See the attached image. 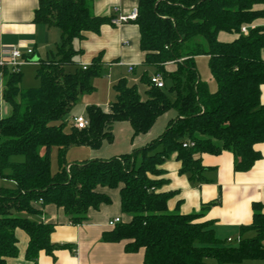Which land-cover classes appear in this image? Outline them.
<instances>
[{
  "label": "trees",
  "instance_id": "obj_1",
  "mask_svg": "<svg viewBox=\"0 0 264 264\" xmlns=\"http://www.w3.org/2000/svg\"><path fill=\"white\" fill-rule=\"evenodd\" d=\"M90 2L38 1L34 23L61 34L52 58L38 63V88L23 90L20 70L1 68L2 99L10 113L0 119V180L14 186L0 188V264L17 257V230L28 237L24 257L34 264L40 252L53 257L64 249L51 243L54 227L39 220L43 209L53 205L71 225H81L88 210L110 204V198L99 192L102 188L119 191L121 212L130 218L103 234L102 240L124 242L127 253L142 250L143 264L264 260V214L259 205L252 206L251 225L240 229L253 236L232 247L215 237L210 223L198 222L217 202L203 206L198 214L169 213L166 203L171 194L159 193L164 180L156 179L173 154L180 164L178 173L199 184L205 182L207 171L200 161L203 154L231 153L235 172L250 170L260 159L254 146L264 143L260 103L264 28H251L247 35L240 30L264 18V10L254 9L264 6V0H138L137 18L131 23L138 28L139 49L144 53L145 70L139 81L145 86V99H140L136 85L120 79L112 86L114 99L108 112L88 106V127L76 130L72 125L67 130L64 118L82 95L94 92L91 80L103 71L101 54L86 70L79 68L82 51L72 45L110 24L111 18L92 14ZM220 33L237 38L222 43L217 39ZM198 57L208 59L215 93L199 77ZM149 69L161 76L163 88L151 84ZM172 110L176 116L163 133L139 149L107 160L66 161L70 148L98 150L102 142L112 143L116 122H127L134 139L147 134L158 117ZM52 149L57 152L55 173Z\"/></svg>",
  "mask_w": 264,
  "mask_h": 264
},
{
  "label": "crops",
  "instance_id": "obj_2",
  "mask_svg": "<svg viewBox=\"0 0 264 264\" xmlns=\"http://www.w3.org/2000/svg\"><path fill=\"white\" fill-rule=\"evenodd\" d=\"M38 1L0 0V52L13 47L22 52L31 49L33 60L38 63L52 58L55 54L61 34L56 29L34 23ZM137 4L138 0H91V10L96 17L112 19L127 15L132 9L137 8ZM254 9L264 10V6H255ZM256 27L264 28V18L256 19L251 25H247V32ZM236 38L237 35L220 33L217 39L222 43H230ZM139 39L138 28L133 23L120 26L103 25L98 35L87 34L83 40L73 42L74 49L82 51L77 60V66L79 68L84 65L89 66L91 60L101 54L103 70L108 73L107 75H110L113 68L127 70V66L134 67L132 73L137 67H141L144 71L142 66L144 53L139 49ZM261 58L264 60V52ZM37 66L35 65L36 68ZM120 79L123 78L117 81ZM4 82V74L0 68V119L7 117L10 113V107L2 99ZM112 101H109L106 110L95 106L103 112H108ZM260 103L264 105V85L260 87ZM151 130L145 135L132 139L130 125L127 122H116L111 128L112 143L102 142L98 150H91L86 146L70 148L66 161L67 156L72 157V161L69 163L67 161L68 164L107 160L103 159L104 157L102 158L99 153L102 149L104 153H109L114 148L116 134L128 138V148L123 151L128 154L148 144L147 137ZM254 149L260 153L261 157L246 172L234 171V157L229 152H222L217 156L201 155V165L207 171L203 174L205 182L200 184L190 181L187 175H180L178 173L180 164L176 161L175 155H171L161 167L164 174L156 178L164 180L158 192L171 194L166 203L168 212H176L180 215L198 214L203 206L217 202L204 212L198 222L210 223L215 237L232 247L237 246L242 239L252 237L253 232L242 233L240 229L251 225L254 204L259 205L261 213L264 214V143L256 144ZM56 154L55 149V157ZM78 156L86 159L78 161ZM117 156L120 155L115 157ZM4 182L11 185L8 188H13L12 182ZM99 192L110 198V204L101 205L97 210H88L86 222L78 226L71 225L63 211L53 205L43 209L39 220L54 227L50 236L51 243L56 246H65V248L55 251L53 257L40 252L36 264H143L142 250L127 253L124 242L108 243L102 240L103 234L112 231L108 222L118 218L122 223H127L130 218L121 212L118 190L102 188ZM15 236L18 242V254L16 258L8 260V263L34 264L24 257L28 243L26 234L17 230ZM207 264L217 263L213 261ZM241 264H264V260H249Z\"/></svg>",
  "mask_w": 264,
  "mask_h": 264
},
{
  "label": "rangeland",
  "instance_id": "obj_3",
  "mask_svg": "<svg viewBox=\"0 0 264 264\" xmlns=\"http://www.w3.org/2000/svg\"><path fill=\"white\" fill-rule=\"evenodd\" d=\"M195 64L201 81L207 84L210 93H215L217 90V86L211 77L209 71L208 59L206 57H198L195 59ZM35 71H36V67L34 64H26L21 66L20 68V72L22 74L21 88L23 90L35 89L39 87V82L35 77ZM104 71L105 70H103L97 77L91 80V83L95 88L94 92L89 95H82L78 99L76 105L72 108L71 112L64 118V122H66L67 124L66 127L67 130L69 129L70 126L73 125L74 117L83 116L84 118H86V114H85L86 107L91 105L94 106L96 105L101 107L102 110H106L109 101H112L114 99V93L111 87L117 81V79L121 77L125 78L129 85H133V84L136 85L138 94L140 95V99L141 100L145 99V93H144L145 86L139 81V78L143 73V69L141 67H137L136 71L131 74L127 73V70L124 68H113L111 70L110 75H107L108 73ZM153 75H154L153 70L149 69L148 77H152ZM175 116L176 113L172 110L162 115L160 118H158L157 122H155V125L153 126L151 132L149 133V136L147 137L148 141L151 142L157 139L165 130L168 121L174 119ZM116 136H117V140L115 142L114 148H112L109 153H104V149L100 151L99 154L102 155L101 156L102 158L104 157L103 159H108L114 155L116 156V155L125 154V152L123 151H125V149L128 148L129 140H127L128 138L126 137H120L121 135L119 134L118 135L116 134ZM105 146L108 147V145ZM39 154L43 156L44 150L40 149ZM77 159L78 161H81L82 159H86V158H82L81 156H78ZM67 161L68 163L72 161V157L70 158L69 156H67ZM50 163H51V171L52 173H54L57 169L55 149H52ZM9 186L11 185L8 182H4L0 180V188H8ZM207 262L213 263L212 260H208Z\"/></svg>",
  "mask_w": 264,
  "mask_h": 264
},
{
  "label": "built area",
  "instance_id": "obj_4",
  "mask_svg": "<svg viewBox=\"0 0 264 264\" xmlns=\"http://www.w3.org/2000/svg\"><path fill=\"white\" fill-rule=\"evenodd\" d=\"M137 9H132L127 15H121L117 18H112L110 24L114 26H120L123 24L134 22L137 18ZM241 34L247 35V28L242 27L240 30ZM26 64L38 65V62L33 60V50L27 49L25 52H22L16 47L9 48L7 50L0 52V68H7L10 72H18L21 66ZM89 66H82V70H86ZM134 70L133 66H127V72L132 73ZM150 82L153 86L158 89L163 88L164 83L159 74H154L150 77ZM73 127L76 130H83L88 127V119L83 116H78L73 118ZM189 146H192L191 144ZM186 147V146H184ZM41 203V201H39ZM121 223L120 219L116 218L108 222V226L113 228L115 225ZM230 240H228L229 242Z\"/></svg>",
  "mask_w": 264,
  "mask_h": 264
}]
</instances>
